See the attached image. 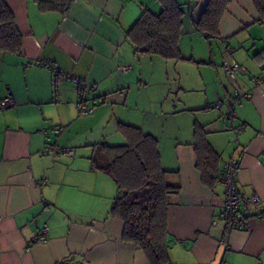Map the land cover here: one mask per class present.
<instances>
[{
  "label": "crops",
  "instance_id": "1",
  "mask_svg": "<svg viewBox=\"0 0 264 264\" xmlns=\"http://www.w3.org/2000/svg\"><path fill=\"white\" fill-rule=\"evenodd\" d=\"M4 1L22 44L16 52L0 50V98L12 100L0 110V264H149L122 240L123 224L109 214L117 194L113 179L91 165L97 146L125 145L119 123L158 139L161 166L172 172L167 181L179 186L167 205L172 264H264V82L251 81L264 73V22L251 0H229L218 35L210 38L196 25L208 0H176L185 11L183 59L166 63L176 61L177 74L187 61L204 65L207 92L198 105L196 98L180 109L162 105V114L154 108L163 97L149 103L143 93L158 71L155 65L143 69L147 54L137 58L125 37L144 9L160 11L159 0H73L65 15L41 11L36 0ZM38 61L51 62L61 74L53 79ZM232 62L241 66L234 78L224 71ZM69 75L89 85V114L77 110ZM191 79L180 77L179 89L192 91ZM228 99L234 100L230 113ZM194 111L203 115L201 122ZM169 114L172 126L166 128ZM196 125L219 156L206 180L196 167ZM231 157L238 159L237 192L246 219L234 228L220 220L221 169ZM253 195L259 204H250ZM44 225L47 234L38 240Z\"/></svg>",
  "mask_w": 264,
  "mask_h": 264
},
{
  "label": "trees",
  "instance_id": "2",
  "mask_svg": "<svg viewBox=\"0 0 264 264\" xmlns=\"http://www.w3.org/2000/svg\"><path fill=\"white\" fill-rule=\"evenodd\" d=\"M41 11L65 15L73 0H36ZM158 13L144 9L125 37L137 55H157L164 59H183L179 41L183 34L184 9L176 0H159ZM229 0H208L196 25L205 38L218 35L219 21ZM264 22V0H251ZM22 35L15 17L0 0V50L16 52ZM126 143L121 146L99 145L91 156V165L110 176L117 188L109 214L123 224L122 240L140 249L149 264H172L169 257L171 238L167 232L168 197L179 192L170 184L169 170L160 161L158 139L135 125L119 123ZM196 167L206 180L215 169L218 154L210 147L206 132L196 125L193 133Z\"/></svg>",
  "mask_w": 264,
  "mask_h": 264
},
{
  "label": "built area",
  "instance_id": "3",
  "mask_svg": "<svg viewBox=\"0 0 264 264\" xmlns=\"http://www.w3.org/2000/svg\"><path fill=\"white\" fill-rule=\"evenodd\" d=\"M38 64L44 65L48 68H50L53 72V79H56L58 75L61 74V71L59 68L48 61H38ZM241 70V66L236 63H226L224 64V71L227 76L230 78H234L237 72ZM65 76V75H64ZM68 79H71V81L74 84L76 93H77V100H76V108L81 114H89L92 111V106L88 105L86 103L87 97L90 93V87L89 85L82 79L77 78L75 76L69 75L66 76ZM251 81L255 84L264 82V73L258 76H252ZM235 97H244L249 98L251 94L249 92L240 94L236 92ZM12 104V100L9 96H3L0 98V110L5 109L9 107ZM234 100L228 99L226 101L227 106V112L230 113V111L233 110L234 106ZM47 149H50V147H47ZM72 153L73 150L69 148H61L59 151ZM238 168V159L231 157L224 161L221 169V180L224 185V199L222 202V208L220 212V220L226 223V225L229 228L234 227H243L246 223V219H244L243 215L240 212V202L241 198L237 192V183H236V172ZM250 204L257 205L260 203V200L258 196L253 195L251 198H249ZM260 217L264 218V209H262V212L259 215ZM47 226L44 225L36 237L38 240L44 239L45 235L47 234ZM75 264H84L82 262H76Z\"/></svg>",
  "mask_w": 264,
  "mask_h": 264
},
{
  "label": "rangeland",
  "instance_id": "4",
  "mask_svg": "<svg viewBox=\"0 0 264 264\" xmlns=\"http://www.w3.org/2000/svg\"><path fill=\"white\" fill-rule=\"evenodd\" d=\"M158 11V10H156ZM201 41V43L206 44V40L205 39H199ZM203 40V41H202ZM199 41V42H200ZM191 44H188V46L183 48V53L184 55L187 54V50L189 49V46ZM142 55H137V58L141 57ZM145 56V55H143ZM145 58H148L147 62H144L142 67L144 70L151 68L153 65H155L154 67L156 68V70L158 71V75H156V77H154L151 82L147 83V87L143 90V93H145L147 95V97H150L149 99V103L151 102L152 96L157 99L162 96L163 100L157 102L156 107L154 108V113L156 114H162L160 113L162 109H160V106L162 107V105H164L165 108H173V109H177L176 107L174 108L173 105H177V107L180 109L183 107V103H185V100H190V98H196L195 102L196 104L194 105H198V103H201V100L204 97V93L207 92V86H206V82H207V69L206 67H204V65H200L198 63H193V62H189L187 61V68L186 71L182 72L181 74H177V72H175V67L174 65H171L172 62H176V61H170V63L167 61V59H163L159 56L156 55H146ZM151 60H157V61H151ZM182 62V61H181ZM148 72V71H147ZM191 77V82L193 83L192 86V91L190 90H183L184 88H180V85H178L180 82V77L185 78V77ZM203 80L204 82L199 84V80ZM145 91V92H144ZM197 111H194V117L195 119H197L198 121L201 122V120L204 118L203 115H200V113H196ZM151 116V118L156 117L159 118V116H152L153 114H149ZM171 114L166 115V118H164V125L166 126V128H170V126H172L171 123ZM193 118V116H192ZM194 119V118H193ZM169 124V125H168ZM181 126V124H180ZM165 128V129H166ZM164 144V142H163Z\"/></svg>",
  "mask_w": 264,
  "mask_h": 264
}]
</instances>
